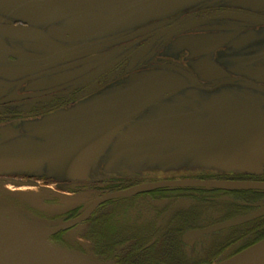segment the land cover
Segmentation results:
<instances>
[{"label":"flooded vegetation","instance_id":"obj_1","mask_svg":"<svg viewBox=\"0 0 264 264\" xmlns=\"http://www.w3.org/2000/svg\"><path fill=\"white\" fill-rule=\"evenodd\" d=\"M145 101L103 136L105 115ZM193 139L250 153L261 170L209 162ZM0 169L1 191L53 184L54 207L64 192L88 196L53 217L15 199L23 193L3 200L63 222L94 198L143 184L264 185V0H0ZM99 209L155 232L146 247L167 234L182 264H216L264 240V189H160L112 200L67 236Z\"/></svg>","mask_w":264,"mask_h":264},{"label":"water","instance_id":"obj_2","mask_svg":"<svg viewBox=\"0 0 264 264\" xmlns=\"http://www.w3.org/2000/svg\"><path fill=\"white\" fill-rule=\"evenodd\" d=\"M146 104L147 102L145 101L142 105L139 103L136 107L132 105L122 111L105 115L104 118L109 120V124L106 126V134H103V136L109 137L110 135H114L121 126L138 114L142 106ZM99 117L101 118V116ZM191 143L193 151L209 162L228 164L254 172L261 170L259 162L250 153L242 154L233 150H211L205 144H201L198 139H193ZM175 188L262 190L264 189V185L196 181L143 184L124 191L100 196L86 204L78 218L59 223H50L37 219H24L9 206L0 203V264H109L101 262L92 256L70 252L60 246L52 244L48 240L52 235L84 222L97 207L108 201L160 189ZM260 214L261 212L252 214L216 228L207 229L199 234L242 224L260 216ZM263 214L264 211L262 212ZM218 264H264V240Z\"/></svg>","mask_w":264,"mask_h":264},{"label":"trees","instance_id":"obj_3","mask_svg":"<svg viewBox=\"0 0 264 264\" xmlns=\"http://www.w3.org/2000/svg\"><path fill=\"white\" fill-rule=\"evenodd\" d=\"M99 209L89 220L83 231H78L79 236L91 243V251L103 262L116 264H182L186 257L175 245H172L170 237L157 241L150 247H146L155 232L135 231L128 218L125 222L117 218V215H105ZM65 233L52 238L60 246L67 249L86 253L81 244L76 246L67 242ZM65 234V235H64ZM69 236V235H68ZM67 236V237H68Z\"/></svg>","mask_w":264,"mask_h":264},{"label":"rangeland","instance_id":"obj_4","mask_svg":"<svg viewBox=\"0 0 264 264\" xmlns=\"http://www.w3.org/2000/svg\"><path fill=\"white\" fill-rule=\"evenodd\" d=\"M95 152H90V156H89V160H94L95 158ZM82 165H79L77 163H74L73 164V167H74V173L78 172L79 171V168L81 167ZM65 168L62 167V166H59V170L60 171H63ZM6 169H0V173H5ZM47 184V183H46ZM44 183H40V184H37L35 186H30V187H23V188H20V189H17V188H13L11 187L10 185H5L3 190L1 191L0 190V200H4L8 203H10V196L13 197V195L15 196V194H20V193H23V194H20V195H17L15 197V199L17 198H21V197H26L27 201H29L30 204H34V205H39L40 207H43L47 210H49L51 207H54V206H51V201L53 198H48V193H51V190L54 188L55 189V186L53 184L51 185H46ZM82 184L80 183H74L73 187H76V186H81ZM43 186H49L50 188L48 187H43ZM53 196V194H51V197ZM63 197L59 196L60 198L58 203H54V205L56 207H54L52 210L53 211H69L71 210L72 208H77L79 207L84 201H86V199L88 198V196H85L84 194H81V192H76V193H68V192H64L62 194ZM55 197V196H54ZM7 198V200H6ZM55 199V198H54ZM48 206V207H47ZM85 229V228H84ZM76 231V230H75ZM75 231H73V233H76ZM78 231H83V229H80ZM72 233V232H71ZM69 235V234H68ZM74 237H77L79 239H81L80 237L78 236H74L72 235L71 238L74 239ZM86 243V242H85Z\"/></svg>","mask_w":264,"mask_h":264}]
</instances>
